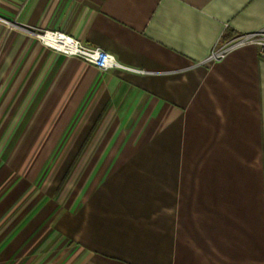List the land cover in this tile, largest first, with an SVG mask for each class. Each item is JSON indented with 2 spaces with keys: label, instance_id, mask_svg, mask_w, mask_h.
I'll return each mask as SVG.
<instances>
[{
  "label": "crops",
  "instance_id": "obj_1",
  "mask_svg": "<svg viewBox=\"0 0 264 264\" xmlns=\"http://www.w3.org/2000/svg\"><path fill=\"white\" fill-rule=\"evenodd\" d=\"M262 28L264 0H0V264H264V57L210 58Z\"/></svg>",
  "mask_w": 264,
  "mask_h": 264
},
{
  "label": "built area",
  "instance_id": "obj_2",
  "mask_svg": "<svg viewBox=\"0 0 264 264\" xmlns=\"http://www.w3.org/2000/svg\"><path fill=\"white\" fill-rule=\"evenodd\" d=\"M37 36L46 45L67 55L77 56L101 70H108L116 67L128 68L119 63L116 57L105 49L85 45L81 41L68 35L56 31H44L38 33ZM247 44L257 46L260 55L264 57V28L254 32L239 34L227 41L219 43L212 50L210 58L213 60H220L224 58L230 50Z\"/></svg>",
  "mask_w": 264,
  "mask_h": 264
},
{
  "label": "rangeland",
  "instance_id": "obj_3",
  "mask_svg": "<svg viewBox=\"0 0 264 264\" xmlns=\"http://www.w3.org/2000/svg\"><path fill=\"white\" fill-rule=\"evenodd\" d=\"M35 34H36V36H37L38 33H35ZM37 37H38V36H37ZM38 38H39V37H38ZM64 54H65V53H64ZM66 55H67V54H66ZM37 164H38V163L27 162V163L24 165V169H26V171H27V173H28V176H29V175H32V174H34V172H36V169H38ZM55 164H56V163H55ZM55 164H54V167H55ZM60 164H61V163H59V165H60ZM36 166H37V167H36ZM62 168H63V167H62ZM22 170H23V167H22ZM57 170H58V167H56V170L53 171L52 174H53L54 177H57V178H56V181H57V182H60L62 179L60 178V175H59L58 173L56 174ZM54 177H53V178H54ZM53 178H52V179H53ZM52 179H48V180H47L49 184L51 183ZM28 180L31 181L32 178L29 176V177H28ZM49 184H48V186H49ZM48 194H49V193H48ZM48 194H47V195H48ZM30 196H31V195H30Z\"/></svg>",
  "mask_w": 264,
  "mask_h": 264
},
{
  "label": "trees",
  "instance_id": "obj_4",
  "mask_svg": "<svg viewBox=\"0 0 264 264\" xmlns=\"http://www.w3.org/2000/svg\"><path fill=\"white\" fill-rule=\"evenodd\" d=\"M231 37H226V36H224L223 37V39H222V41H227V40H229Z\"/></svg>",
  "mask_w": 264,
  "mask_h": 264
}]
</instances>
